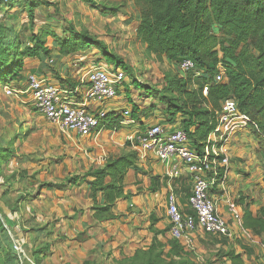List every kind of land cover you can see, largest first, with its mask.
Masks as SVG:
<instances>
[{
  "label": "rangeland",
  "instance_id": "374dc122",
  "mask_svg": "<svg viewBox=\"0 0 264 264\" xmlns=\"http://www.w3.org/2000/svg\"><path fill=\"white\" fill-rule=\"evenodd\" d=\"M139 23L140 8L135 0H92V3L0 0V34H3L0 48H9L11 54L21 52L35 45L34 36H42L49 50V55L41 51L40 57H19L22 63L16 68L17 74L0 81V146L12 152L9 160L0 164V219L6 223L10 243L22 264H35L33 252L45 244L50 245V251L41 257V264H118L121 260L109 262L105 259L106 251L94 249L95 254L79 245L76 240L79 233L62 231L67 194L59 192L69 188L68 180L88 169L83 172L79 169L77 158L82 155L72 143L71 131L64 133L39 114L28 91V79L37 75L62 87L64 80L86 83L87 73L97 66L120 68L127 76L120 95L144 108L150 107L151 116L162 118L160 110L164 105L160 104L159 109L154 105L160 102L158 93L164 86L165 75L168 72L186 74L167 57L146 54L137 34ZM71 36L99 40L107 46L106 51L122 63L108 62L104 52L94 48L62 56L58 42ZM10 66L8 63L5 72ZM137 84L147 89L142 90ZM8 89L13 91L12 95H8ZM151 89L154 95L147 97L145 91ZM128 104L130 107L132 102ZM110 140L102 138L101 146L108 145ZM84 145L87 154L97 156L98 153L94 154L97 146H93L91 140ZM0 245L6 254L11 252L10 244L1 236ZM16 247L23 251L18 252ZM194 252L188 250L197 264H210ZM251 259L246 258L243 264H252Z\"/></svg>",
  "mask_w": 264,
  "mask_h": 264
},
{
  "label": "trees",
  "instance_id": "16d2710c",
  "mask_svg": "<svg viewBox=\"0 0 264 264\" xmlns=\"http://www.w3.org/2000/svg\"><path fill=\"white\" fill-rule=\"evenodd\" d=\"M83 1L92 3V0ZM135 1L140 8L137 34L146 48V54L165 56L176 67L184 60L194 64V70L184 76L176 72L165 75L164 86L158 93L160 102L154 105L158 109L160 104L164 105L160 110L161 123L173 124L180 120V128L187 132L192 148L202 152L215 128L222 104L234 99L239 110L247 114L257 126L258 130L252 133L264 162V0ZM33 40V47L13 54L9 48H0V81L17 74L16 68L22 63L19 57H40L41 51L49 55L42 36H34ZM2 41L3 34H0V47ZM58 43L62 56L94 48L102 50L108 62L117 60L122 63L106 51L105 44L91 37L71 36ZM8 63L11 66L5 72ZM221 71L224 72V80L218 82L216 76ZM60 85L70 91L80 86L72 80L61 81ZM137 85L142 90L147 89ZM205 87H208L207 96L203 94ZM125 90L130 91L127 88ZM145 94L147 97L154 95L153 89L146 90ZM81 96L80 92L75 94L77 100H81ZM129 100L132 102V118L152 115L153 109L150 107L142 109L137 102ZM124 120V115L119 112H107L101 122V129L120 131ZM131 145L127 143L128 147ZM11 153L0 146V164L8 161ZM137 166V152L124 151L109 156L104 166L90 167L84 174L68 181L70 185H86L91 199L92 218L96 223L109 222L118 218L114 212L118 201L129 198L125 179L128 172ZM60 187L65 185L60 184ZM5 224L0 219V236L10 244L11 252L7 251L6 254L5 248L0 245V264H22V259L10 243ZM242 227L261 237L264 245V211L258 216L246 211ZM157 236L147 249H137L133 256L124 257L117 263L197 264L180 241L170 239L165 243ZM88 239L86 232H80L76 240L83 243ZM49 251L48 244L36 249L32 255L35 264H41V257ZM229 256L232 264H243L240 256Z\"/></svg>",
  "mask_w": 264,
  "mask_h": 264
},
{
  "label": "crops",
  "instance_id": "0c3cea01",
  "mask_svg": "<svg viewBox=\"0 0 264 264\" xmlns=\"http://www.w3.org/2000/svg\"><path fill=\"white\" fill-rule=\"evenodd\" d=\"M128 103L129 99L119 95L103 104L93 102L92 105L94 110L100 107V111H115L123 114L125 120L120 131L103 128L90 138H83L71 132L72 143L77 148L74 149L80 151L79 155H82V158H77L80 161L81 172L90 167L104 166L109 156L124 151H135L132 145L127 146V143H131L129 139L149 126L163 121L157 115L132 118ZM125 111H129L131 116H125ZM132 119L134 123H129ZM163 124L170 130L179 129L181 126L180 120L173 124ZM102 138L104 140L112 138V141L110 140L106 146H101ZM87 140H91L92 145L97 146V151H94V154L98 153L97 156L87 154L84 145ZM79 142L81 145L78 144ZM228 149L230 158L228 171L224 173V167L220 169L221 180L215 185L212 196L216 201L217 212L229 223L231 236L217 238L205 234L199 228L192 234V247L186 250L195 251L199 259L205 263L209 261L210 264H232L230 254L240 256L243 263L246 262V258L252 257V262L258 264L264 261L262 238L252 231L244 230L242 224L246 211H250L253 216L261 215L264 211V162L250 130L238 133ZM170 168L171 164L159 161L152 153H148L143 158L138 157L137 168L131 169L125 179V190L129 198L118 201L115 206L114 212L118 218L104 223H96L92 218L91 199L87 186L69 185L66 191L59 192L67 194L64 200L67 204L61 224V227H64L62 231L86 232L89 239L78 244L87 250L106 251L108 257L106 256L105 259H109V262L133 256L137 249H147L156 234L163 241L173 239L169 233L170 224L167 216L168 196L174 192L179 203L185 205L192 191V181L186 169L181 170L178 178L170 177L167 173ZM232 208L241 218V222L231 213ZM144 240L147 243H143ZM178 241L182 244L185 242Z\"/></svg>",
  "mask_w": 264,
  "mask_h": 264
},
{
  "label": "built area",
  "instance_id": "2783aa9c",
  "mask_svg": "<svg viewBox=\"0 0 264 264\" xmlns=\"http://www.w3.org/2000/svg\"><path fill=\"white\" fill-rule=\"evenodd\" d=\"M179 69L188 74L194 70L190 60H184ZM86 83L80 84L75 91L60 87L46 78L31 75L28 79V91L34 106L51 124L59 126L62 131H71L83 138H90L99 133L101 122L107 112H97L93 102L104 103L117 98L124 90L127 80L120 68L97 66L87 73ZM218 82L224 80V72L216 76ZM81 93L77 100L76 93ZM13 91L8 89V95ZM208 94V87L203 90ZM131 116L125 111V116ZM129 123H134L133 119ZM257 131L256 124L250 117L239 110L234 99L225 101L219 113L213 132L209 135L202 152L191 146V140L184 129H168L163 123L149 126L129 142L135 148L138 157L152 153L159 161L171 164L167 171L172 178H178L182 169H186L192 181V191L185 205H181L174 192L168 196L167 216L169 233L173 239L184 240V247H192V234L201 229L205 234L217 237H230L231 231L227 220L217 212L216 201L212 191L220 179V169L228 171L230 158L229 144L240 132ZM231 213L241 222L234 210ZM18 252L23 250L16 247ZM264 264V261L261 263Z\"/></svg>",
  "mask_w": 264,
  "mask_h": 264
}]
</instances>
